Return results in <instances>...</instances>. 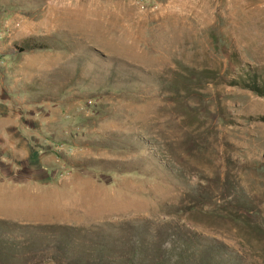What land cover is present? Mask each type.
<instances>
[{
	"label": "rangeland",
	"instance_id": "1",
	"mask_svg": "<svg viewBox=\"0 0 264 264\" xmlns=\"http://www.w3.org/2000/svg\"><path fill=\"white\" fill-rule=\"evenodd\" d=\"M0 264H264V0H0Z\"/></svg>",
	"mask_w": 264,
	"mask_h": 264
},
{
	"label": "trees",
	"instance_id": "2",
	"mask_svg": "<svg viewBox=\"0 0 264 264\" xmlns=\"http://www.w3.org/2000/svg\"><path fill=\"white\" fill-rule=\"evenodd\" d=\"M33 41L34 40H29L28 39L27 41H25L24 47L28 46L29 49H31V48H43L42 45H39L38 43H34ZM18 48H20V47H18ZM20 50H23V49L20 48ZM253 83H254V85H249L251 87V89L255 90V91H260V89L258 88V85L255 84V81Z\"/></svg>",
	"mask_w": 264,
	"mask_h": 264
}]
</instances>
